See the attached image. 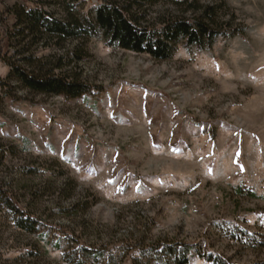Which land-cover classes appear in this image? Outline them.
I'll list each match as a JSON object with an SVG mask.
<instances>
[{
  "label": "rangeland",
  "instance_id": "374dc122",
  "mask_svg": "<svg viewBox=\"0 0 264 264\" xmlns=\"http://www.w3.org/2000/svg\"><path fill=\"white\" fill-rule=\"evenodd\" d=\"M37 1L57 17L65 4L93 13L101 3L0 0V37L5 6ZM170 1L150 14L176 12ZM200 1L225 2L222 15L241 31L203 48L178 42L164 60L111 46L103 34L26 55L17 53L23 45L11 49L14 61L32 55L33 68L78 78L89 94L33 92L0 61V186L43 223L28 233L0 206V264H70L69 245H55L68 235L122 248L116 264H156L152 246L174 241L201 250L189 264H213L206 253L264 264V243L224 230L264 242V0Z\"/></svg>",
  "mask_w": 264,
  "mask_h": 264
},
{
  "label": "trees",
  "instance_id": "16d2710c",
  "mask_svg": "<svg viewBox=\"0 0 264 264\" xmlns=\"http://www.w3.org/2000/svg\"><path fill=\"white\" fill-rule=\"evenodd\" d=\"M100 1L94 15L65 4L63 17H57L47 10L43 1H37L33 8L5 6L1 15L3 33L0 37V61H5L10 67L9 77L17 79L25 88L36 93L75 98L91 93V86L78 78L57 73L54 69L43 71L33 68L38 59L32 55L14 61L9 56L13 46L23 45L17 53L26 55L37 44L53 40L61 46L69 40L83 41L103 34L111 46L164 60L172 55L178 42L186 47L196 45L203 48L218 37L228 38L241 31L232 21L224 18L225 13L222 15V9L226 7L223 1L203 4L200 0H172L170 3L177 9L176 12L171 9L155 17L150 14V7L160 0ZM11 15L16 17L13 28L8 24ZM78 58L81 60L83 56L79 55ZM0 206L14 215L15 225L20 229L35 234L42 228V221L22 208L3 186H0ZM224 230L233 239L246 238L250 243H264L255 234H249L241 228ZM64 241L69 245L64 259L70 264H88L90 261L116 264L123 253L120 247L79 245L78 239L72 235L66 236L64 240H56L55 245L62 247ZM197 247V244L182 241L158 242L149 250L152 254H148L156 264H189L190 256ZM197 251L201 252L199 249ZM204 257L213 264H230L212 253H206Z\"/></svg>",
  "mask_w": 264,
  "mask_h": 264
}]
</instances>
